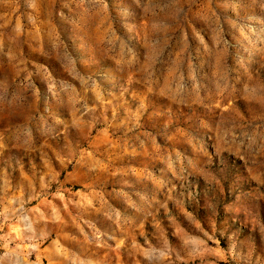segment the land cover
Segmentation results:
<instances>
[{"label": "rangeland", "instance_id": "obj_1", "mask_svg": "<svg viewBox=\"0 0 264 264\" xmlns=\"http://www.w3.org/2000/svg\"><path fill=\"white\" fill-rule=\"evenodd\" d=\"M0 264H264V0H0Z\"/></svg>", "mask_w": 264, "mask_h": 264}]
</instances>
